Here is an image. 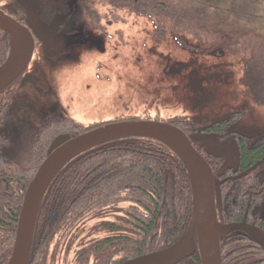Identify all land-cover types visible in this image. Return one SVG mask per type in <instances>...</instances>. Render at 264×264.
Masks as SVG:
<instances>
[{
    "label": "trees",
    "instance_id": "obj_1",
    "mask_svg": "<svg viewBox=\"0 0 264 264\" xmlns=\"http://www.w3.org/2000/svg\"><path fill=\"white\" fill-rule=\"evenodd\" d=\"M114 1L121 8L177 17L181 22L223 33L230 43H244L251 50L246 71L249 91L264 102L261 19L201 0ZM0 34L4 50L1 66L9 54L10 36L2 29ZM12 86L0 92V121L10 111L13 94L7 93ZM181 123L176 125L188 133L185 123ZM67 126L72 133L86 131L74 128L70 122ZM46 129L48 124L42 126L38 135ZM4 142L0 137V145ZM49 144L50 141L40 142L31 147V173L24 174L20 166L6 168L9 188L0 179V264H7L11 257L25 192L46 158ZM245 152L250 162L264 154V147ZM107 217L112 222L103 219ZM192 225L190 178L179 157L166 145L151 139L110 141L72 160L50 184L39 208L29 264H121L172 246L192 232ZM176 264H202L201 255L197 251Z\"/></svg>",
    "mask_w": 264,
    "mask_h": 264
},
{
    "label": "rangeland",
    "instance_id": "obj_2",
    "mask_svg": "<svg viewBox=\"0 0 264 264\" xmlns=\"http://www.w3.org/2000/svg\"><path fill=\"white\" fill-rule=\"evenodd\" d=\"M67 1L35 2L55 9ZM201 1L258 17L264 25V0ZM9 2L0 0L5 6ZM117 14L113 64L98 71L97 54L88 56L77 46L67 53L61 37L54 47L44 43L40 61L33 62L14 85L13 120L37 125L62 114L88 123L147 114L160 120L191 117L214 122L242 112L235 128L250 135L264 130V104L252 97L246 81L251 50L244 43H230L223 33L177 17L130 10ZM44 46H48L45 51ZM108 69L114 71L112 80L107 78ZM229 153L237 159L235 139Z\"/></svg>",
    "mask_w": 264,
    "mask_h": 264
},
{
    "label": "flooded vegetation",
    "instance_id": "obj_3",
    "mask_svg": "<svg viewBox=\"0 0 264 264\" xmlns=\"http://www.w3.org/2000/svg\"><path fill=\"white\" fill-rule=\"evenodd\" d=\"M35 1L30 0V5H27L26 0L24 2L11 0L8 3L9 6L0 3V10L28 27L32 32L35 40V52L31 64L40 61V49L44 43L54 47L58 37L62 38V44L66 47L67 53L77 46L78 49H83L88 56L97 54L98 59L95 63L98 71L113 64L112 50L114 47L112 44L116 31L117 12H128V8L117 6L114 0H68L60 8L44 9L40 6L41 3L37 6ZM29 12L35 17V26L28 24ZM40 30H47L46 38L48 39L40 37ZM53 39L55 41L51 44L50 41ZM47 47L44 46L43 50L45 51ZM3 54V34H0V59ZM38 72L35 71L37 78ZM23 75L13 84L7 94H13L14 97L15 86ZM113 75L114 71L109 70L108 80H112ZM10 107L11 105H9V110ZM8 113L5 119L0 121V137L6 141L0 145V179L7 183V188H9V181L5 178L6 168L14 167L16 169L20 166L23 168L24 174L31 173L34 170L32 162L34 148L31 147H35L40 142L50 141L48 152L53 141L61 135L75 138L110 124L140 120L169 122L175 126L178 122L185 123L187 130L189 129L188 133L186 130H181L190 138L194 147L212 169L215 179L217 214L221 224L227 226L243 224L254 227L262 234V242H259L242 228L222 233L220 240L222 264H264V154L253 158L250 162H247L245 155V151L251 152L264 147V130L250 135L235 128L234 125L241 119L242 112L234 113L228 117L231 120L223 123L220 121L224 119L205 122L191 117L160 120L159 116L150 118L147 114H122L117 117L109 116L82 123L67 115L59 114L52 115L37 125L15 121L11 111ZM68 122L72 123L74 128H83L86 131L79 130V132L72 133L67 129ZM45 124H48V129L38 135L39 130ZM237 132H243L244 135ZM232 139L237 142V159L231 158L229 153ZM110 218L103 219L112 222ZM196 245L195 253L199 251L201 255L197 240Z\"/></svg>",
    "mask_w": 264,
    "mask_h": 264
},
{
    "label": "water",
    "instance_id": "obj_4",
    "mask_svg": "<svg viewBox=\"0 0 264 264\" xmlns=\"http://www.w3.org/2000/svg\"><path fill=\"white\" fill-rule=\"evenodd\" d=\"M30 13V12H29ZM29 14L28 24L35 26V17ZM0 29L10 36V50L0 66V92L11 86L29 68L35 40L28 27L0 10ZM40 37L48 39L47 30ZM54 39L50 43H54ZM244 135L243 132H237ZM123 138H145L158 141L170 148L183 162L191 184L193 225L181 240L170 247L138 256L121 264H176L191 257L200 248L202 264H222L221 235L236 228L244 229L259 242L262 234L254 227L222 225L216 207L215 179L204 157L190 138L177 126L156 120L128 121L106 125L75 138L57 137L50 145L47 156L29 183L22 204L16 238L7 264H29L35 225L43 197L56 175L72 160L84 152L110 141Z\"/></svg>",
    "mask_w": 264,
    "mask_h": 264
}]
</instances>
